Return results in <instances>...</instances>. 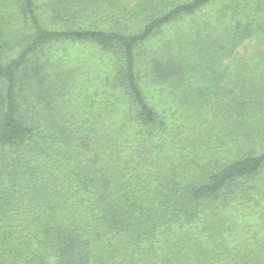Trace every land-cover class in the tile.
I'll return each instance as SVG.
<instances>
[{"label": "trees", "instance_id": "obj_1", "mask_svg": "<svg viewBox=\"0 0 264 264\" xmlns=\"http://www.w3.org/2000/svg\"><path fill=\"white\" fill-rule=\"evenodd\" d=\"M0 264H264V0H0Z\"/></svg>", "mask_w": 264, "mask_h": 264}, {"label": "rangeland", "instance_id": "obj_2", "mask_svg": "<svg viewBox=\"0 0 264 264\" xmlns=\"http://www.w3.org/2000/svg\"><path fill=\"white\" fill-rule=\"evenodd\" d=\"M257 50H258V43H257V41H253L252 43L251 42H247L245 44V48L244 49L243 48L241 49V53L244 54V55L247 54L248 57H250ZM68 51L73 56V58H75L76 56H78L80 54L82 56L84 55L85 57H88L91 54H93V50L90 49V47H85V46L84 47L69 46ZM90 64H92V66L94 68L93 63L91 62ZM90 64H89V66L91 67Z\"/></svg>", "mask_w": 264, "mask_h": 264}]
</instances>
